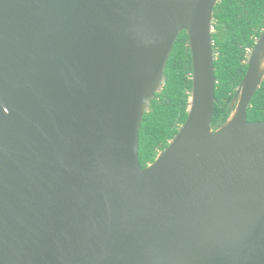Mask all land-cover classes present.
I'll use <instances>...</instances> for the list:
<instances>
[{
	"label": "water",
	"instance_id": "1",
	"mask_svg": "<svg viewBox=\"0 0 264 264\" xmlns=\"http://www.w3.org/2000/svg\"><path fill=\"white\" fill-rule=\"evenodd\" d=\"M219 0H0V264H264V28L213 128ZM187 120L142 167L179 34Z\"/></svg>",
	"mask_w": 264,
	"mask_h": 264
},
{
	"label": "trees",
	"instance_id": "2",
	"mask_svg": "<svg viewBox=\"0 0 264 264\" xmlns=\"http://www.w3.org/2000/svg\"><path fill=\"white\" fill-rule=\"evenodd\" d=\"M213 27L217 83L212 125L217 129L232 112V100L247 72L248 52L264 28V0H219ZM188 43L189 36L183 30L168 59L164 87L156 92L143 117L139 141L142 167L155 160L187 120L193 71ZM247 118L250 122L264 120V81L252 98Z\"/></svg>",
	"mask_w": 264,
	"mask_h": 264
}]
</instances>
